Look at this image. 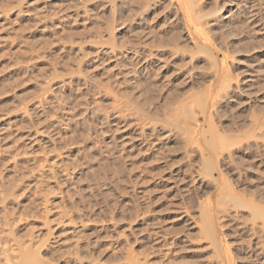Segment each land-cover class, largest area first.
<instances>
[{
	"label": "rangeland",
	"instance_id": "rangeland-1",
	"mask_svg": "<svg viewBox=\"0 0 264 264\" xmlns=\"http://www.w3.org/2000/svg\"><path fill=\"white\" fill-rule=\"evenodd\" d=\"M4 244L264 264V0H0Z\"/></svg>",
	"mask_w": 264,
	"mask_h": 264
},
{
	"label": "bare ground",
	"instance_id": "bare-ground-1",
	"mask_svg": "<svg viewBox=\"0 0 264 264\" xmlns=\"http://www.w3.org/2000/svg\"><path fill=\"white\" fill-rule=\"evenodd\" d=\"M8 245L9 246H5L4 244L5 247H2V256L4 258V262L2 261L3 264H44L41 260V257L36 252L32 255H25L27 252L25 254H20L18 248L17 250L16 247H12V245L10 246V244Z\"/></svg>",
	"mask_w": 264,
	"mask_h": 264
}]
</instances>
